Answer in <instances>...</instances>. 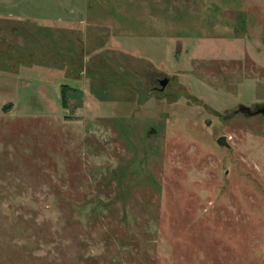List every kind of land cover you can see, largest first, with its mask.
<instances>
[{"label":"rangeland","instance_id":"374dc122","mask_svg":"<svg viewBox=\"0 0 264 264\" xmlns=\"http://www.w3.org/2000/svg\"><path fill=\"white\" fill-rule=\"evenodd\" d=\"M262 102L264 0H0V264H264Z\"/></svg>","mask_w":264,"mask_h":264},{"label":"water","instance_id":"95a60500","mask_svg":"<svg viewBox=\"0 0 264 264\" xmlns=\"http://www.w3.org/2000/svg\"><path fill=\"white\" fill-rule=\"evenodd\" d=\"M158 83L157 91H163L166 87V85L169 82V78L167 76L163 77H158L156 79ZM153 89V88H150ZM242 113L243 115L247 117H252V116H257L261 115L264 116V102L255 104L254 106H248L244 104H239L238 107L234 110L235 113ZM205 124H208L207 120L204 121ZM156 129L154 127H148L146 130V135L155 133ZM217 144L224 145V146H229L228 143L226 142V136L221 135L216 139Z\"/></svg>","mask_w":264,"mask_h":264},{"label":"flooded vegetation","instance_id":"af4514ba","mask_svg":"<svg viewBox=\"0 0 264 264\" xmlns=\"http://www.w3.org/2000/svg\"><path fill=\"white\" fill-rule=\"evenodd\" d=\"M158 77H160V76H157V77H155L154 79V81H155V83H157V81H156V79L158 78ZM159 85H158V83H157V85H154V86H151L150 88H153V89H150L149 91L150 92H153V91H157V87H158Z\"/></svg>","mask_w":264,"mask_h":264}]
</instances>
